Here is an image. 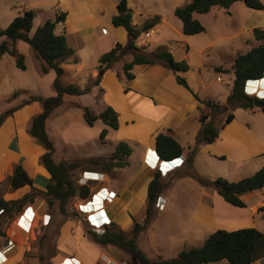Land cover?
<instances>
[{
    "label": "crops",
    "instance_id": "1",
    "mask_svg": "<svg viewBox=\"0 0 264 264\" xmlns=\"http://www.w3.org/2000/svg\"><path fill=\"white\" fill-rule=\"evenodd\" d=\"M119 1L22 0L24 4L18 10L23 12L30 9L31 11L33 9L32 6L50 8L49 10H52V13L44 12L43 17L39 20L38 16L34 13L33 21L41 22L39 26L46 20H53L55 15L53 10L65 13L64 21L58 23L54 29L56 35H63L65 37L66 45L72 52V55L61 64L63 75L60 80L63 85L73 84L83 89L88 86L89 81L95 80L97 77L100 78L98 85L89 86L90 89L87 94L77 97L65 96L61 105L53 109L48 116L46 131L54 148L52 154L53 160L56 163L61 160H68L70 151L72 150H77L78 152L89 150L93 146V140H99L100 131L107 128L100 120H96L92 126H87L82 117L81 106H88L95 115L102 112L107 106L112 107L118 114V129L107 128V134L102 142H106L107 137L112 132L116 136L115 146L119 141H124L130 146L131 154L127 158V165L124 168L116 169L114 172L119 173L128 168L131 161L134 160L137 172L139 174H148L144 191L141 197L138 198V201H141L140 203L144 207L146 204L145 188H147L148 183L157 171L159 165L157 160L160 161L154 149L156 135L158 133H168L171 135L184 149L179 159L185 160L187 153L195 145L197 133L201 127L200 116L207 115L210 111L202 101L210 100L216 102L212 100L213 97L201 93V91L206 90L208 87L206 75L209 70H212L216 74L229 76L231 85L230 87L226 85L229 90L225 93L229 94L233 81V74L230 71L233 60L238 54L245 53L259 44L254 39L253 30L264 29V9L253 10L246 7L241 1H237L227 11L219 7H212L205 14L193 13V17L203 25L204 31L195 35H184L180 20L174 16V10L187 4L190 0H126L127 7L131 10V22L133 25L139 27L146 20L154 16L159 17L158 24L149 30L150 34L147 40L150 43L141 47H146V53H152L157 47L162 46L172 54L175 60L185 61L188 65V70L180 75L186 79L191 90L189 91L187 88L177 84L175 75L160 64L134 65L131 70L133 79L128 84L124 83L127 80L121 70L123 63L119 64L117 70L112 69L111 66V68L106 69L102 73L98 71V59L101 55L113 49L116 44L124 46L128 42L125 29L112 25V18L117 14V4ZM260 1L264 5V0ZM102 30H104V33H102ZM142 36L144 37V34L139 39ZM144 39L142 38L143 41H147ZM6 42L11 44L9 40H6ZM16 42L13 43L14 47L17 45ZM135 45L138 46L137 40L135 41ZM23 49L29 52L26 48ZM32 57L39 62L40 68L42 62L35 57L33 51ZM216 68H219L220 71L217 72ZM49 73L50 70L45 74H41L49 76ZM54 78L55 76L49 78L51 90L48 93L49 95H46L47 97L55 95L53 89ZM217 78L220 77L216 76V82L224 83V79L220 78V81H218ZM3 81L7 83L6 78ZM261 83L262 80L259 82L258 89L254 95L259 92ZM17 88L23 87L17 86ZM12 90L14 91L15 88ZM25 91L30 96L40 99L46 98L38 95V87L36 91L34 89H26ZM192 92L196 93L198 99L193 96ZM87 95L91 96V104L98 106L99 111L93 112L90 107L91 105H83L81 103L83 97ZM24 98L23 104L16 108L13 115L8 119L6 129L0 124V183L7 182L12 175L13 168L16 165H21L25 171L27 168L30 169L31 174L27 171L26 173L31 178L33 187L43 190L49 180V175L40 162V156L44 152V148L29 135L32 120L42 111V103L39 100L25 103L28 99ZM76 112L79 114H75ZM244 113L247 114V111L244 110ZM49 119H54V135L61 141V149L68 151V156L57 154L55 143L48 133ZM97 122H100L103 126H98ZM218 139L219 135L210 144L202 143L196 146V153L193 159V167L196 170L203 173L200 166H203V162L207 156L213 157L215 154L233 152L234 145L231 142V138H227V140L222 141L225 145V151H221L222 153H212L210 147ZM202 145H205L206 148ZM242 149H244L243 146ZM150 151L154 152L156 156L155 160L152 159V155H148ZM56 154L57 160L54 159ZM147 155L151 157V160L146 159ZM105 156L87 155V157ZM181 167L176 168L179 169ZM170 173L171 170L165 176H161L162 183L164 184L159 195L164 201V207L161 211H164L166 204L164 196L165 181L163 180ZM106 186L111 190L110 184ZM13 191V194L18 193L16 190ZM256 191L243 194L241 199L244 201L246 195H251ZM113 192L115 193V189ZM198 194L203 198L209 197L206 200L207 211L198 218L196 214H193L191 219L201 225L215 223L213 224L212 231L207 234L205 239L217 229L229 231L250 227L257 229L254 216L264 218L258 212V208L264 204V199L257 198L252 205L247 207L245 203V206L240 208L226 203L213 189L202 187L198 190ZM23 195L17 194L16 197L10 199L6 196L5 199L3 197L2 199L5 201L17 200ZM135 197V194H133L131 198L125 199L123 208H129L130 201ZM208 219L209 222H206ZM145 232H149V234L145 236ZM141 234L143 241L146 240L151 245L150 252L154 256L162 258L161 249L159 248L160 240L157 234H154V231L151 230V223L137 235V245ZM5 240L6 242L8 241L7 239ZM92 244L97 246L95 243ZM5 245L6 243L2 245V248ZM143 252L148 257L149 254L146 251ZM97 256L99 257V255ZM80 263L87 264L84 261ZM91 264H100L99 258L91 262ZM208 264H227V262L222 260ZM251 264H264V257L255 260Z\"/></svg>",
    "mask_w": 264,
    "mask_h": 264
},
{
    "label": "trees",
    "instance_id": "2",
    "mask_svg": "<svg viewBox=\"0 0 264 264\" xmlns=\"http://www.w3.org/2000/svg\"><path fill=\"white\" fill-rule=\"evenodd\" d=\"M237 1H241L246 7L253 10L264 9V5L260 0H190L187 4L177 7L174 10V16L180 20L184 35H195L203 32L204 27L193 17V13L205 14L212 7H219L227 11ZM33 19V12L26 10L15 16L5 29H0V37H5L11 42V44H8L6 40L0 42V58L8 54L15 58L16 68L25 70L23 56L16 51L13 45L16 41H22L29 45L35 57L43 62L40 67L43 74L49 70H53L55 73L53 80L55 95L44 99L31 96L25 103L34 100H39L42 103V111L32 120L29 135L44 148V152L40 156V162L48 173L49 180L42 193L46 197L49 207H52L56 202L59 213L67 215L69 200L75 196L81 198L87 197L89 188L87 186H78L71 178L70 172L76 167L74 162L61 160L56 163L53 160L52 154L54 148L47 135L46 120L53 109L61 105L65 96L77 97L84 95L89 92L90 88L85 87L80 89L73 84L63 85L61 83L60 78L63 75L61 64L72 55V52L66 45L65 37L63 35H56L54 29L58 23L64 21L65 13L56 11L53 20H46L30 34ZM158 22L159 17L154 16L146 20L139 27L133 25L131 22V10L127 7L126 0H120L117 4V14L112 18V25L125 29L128 42L124 46L116 44L113 49L101 55L98 59V71L100 73L104 72L106 69L111 68V65L121 59L124 54L131 53V60L124 62L121 68L127 81L133 79L131 70L134 65L160 64L175 75L177 84L191 91L186 79L180 75L188 70V65L185 61L175 60L172 54L162 46L157 47L152 53H146L144 47L135 45V41L152 29ZM253 35L259 44L245 53L238 54L234 58L230 68L233 74L232 87L225 103L222 105L210 100L202 101L210 110L213 109L218 113L231 111L235 108L247 110L257 108L254 106V102L257 101L262 103V106L257 109L264 111V99L258 100L255 97L246 95L244 92L246 81L259 80L263 78L264 73V29H254ZM216 71H220L219 68H216ZM99 79L97 77L92 85H98ZM193 96L198 99L196 93H193ZM80 109L87 126H92L96 120H100L107 128L118 129V114L112 107L107 106L97 115L93 114L88 107L81 106ZM208 117V114L200 116L201 127L197 133L195 145L187 153L184 160L190 171L182 172L180 175L189 176L202 187L213 188L226 203L242 208L245 206L241 199L243 194L260 190L264 187V166L252 175L237 181H228L221 177L211 181L192 171L196 146L202 143L210 144L214 142L219 132L213 120ZM232 118L233 115L227 113L224 124L229 123ZM2 119L3 116H0V124ZM107 128L100 131V141H103L105 138ZM154 149L160 161H171L179 158L184 151L179 143L168 133H158L156 135ZM130 154V146L124 141H119L114 151L108 156L91 157L88 161L93 166L99 167L105 175L116 169L124 168L127 165V158ZM89 178L94 177L89 176ZM8 182L12 190H17L24 186H29L33 189V182L21 165H16L13 168ZM163 187L162 177L157 169L147 185L145 216L143 220L141 222L134 221L128 235L110 227L102 231L89 228L91 240L99 246H114L121 249L136 260L138 264H208L222 260H225L227 264H251L255 260L264 257V233L250 227L230 231L217 229L208 235L199 248L182 250L174 259H149L138 247L136 239L137 235L150 224L154 214V204ZM31 197L30 194H27L20 199L10 201L0 198L1 215L5 216L14 209H19V213L23 208L21 205H24L27 200L30 202ZM258 212L264 217V204L258 208ZM0 235H2L1 232Z\"/></svg>",
    "mask_w": 264,
    "mask_h": 264
},
{
    "label": "rangeland",
    "instance_id": "3",
    "mask_svg": "<svg viewBox=\"0 0 264 264\" xmlns=\"http://www.w3.org/2000/svg\"><path fill=\"white\" fill-rule=\"evenodd\" d=\"M23 4L24 2H22V0H0L1 30L5 29L15 16L22 13L18 8L21 7V5L23 6ZM32 8L31 11L38 16V20L43 17L44 12L52 13V10L50 11V8L47 7L32 6ZM53 11L54 13L56 12V10ZM40 23L41 22L36 20L33 21L30 34ZM142 38L145 37L142 36ZM142 38L137 39V45L139 47L150 43L149 40H147L148 38L144 39L147 41H143ZM4 40L7 39L5 37H0V42ZM16 43L17 45L14 48L23 56L25 70L16 68L15 58L10 55L6 54L0 58V116H3L1 126L3 125L2 127L4 129L8 126V119L13 115L14 110L23 104L22 101L25 99L24 97L27 99L31 97L25 90L34 89L36 91L38 87V95L47 97L46 95L51 90L49 78L55 76L53 70H50L49 76L42 75L39 62L32 57L30 47L24 42ZM23 48H26L30 53L26 52ZM144 48L146 49V47ZM130 57L131 53L124 54L121 59L111 65L112 69L117 70L119 64L130 61ZM217 75L225 80L224 83L215 81ZM4 78L7 79V83L3 81ZM206 79L208 87L206 90L201 91V93L213 97L212 100L223 105L228 95L225 93L229 90L226 85L229 87L231 85L229 76L225 74H216L214 71L209 70ZM95 80L89 81L87 87L92 85ZM128 82L129 81H126L124 83L128 84ZM257 85H259V82L252 83L251 87H247V91L254 94ZM17 86L23 88L18 89ZM13 88H15L14 91L12 90ZM256 95L257 97H264V80H262L260 90ZM91 100V96L87 95L83 97L81 103L83 105H91L90 107L93 112L99 111L98 106L91 104ZM246 111L247 114H245L244 110L241 108H235L231 111H225L224 113H218L213 109L209 111V118L213 120L219 130V139L210 147V151L212 153L225 151V145L222 141L227 140V138H231L234 149L232 153L221 152L222 154H215L213 157H208L205 154L207 157H205L203 166H200L203 173L196 170L193 166L191 168L192 171L197 172L211 181L218 177L228 181H237L240 178L252 175L255 171L264 166V112L259 111L257 108L247 109ZM227 113L233 114L234 117L228 126L224 124ZM75 114L79 113L76 112ZM53 124L54 119H49L48 133L55 143L57 154L68 156V151L61 149V141L54 135ZM97 124L98 126H103L100 122H97ZM115 137V133L111 132L106 142H102L100 139L93 140V146H91L89 150L79 152L77 150L70 151L68 161L76 164L74 170L70 172V176L75 183L83 171L101 172L99 167H95L89 163L88 160L91 157H87V155L108 156L114 151L116 143ZM242 146L244 149H242ZM204 148H206V146ZM57 154L54 156L55 160L58 159ZM148 155H152V159H156L153 151H150ZM148 155L146 159L151 160V157ZM157 162L161 163V161L158 160ZM179 162L180 161H177L176 164ZM131 163L128 168L119 173H115L114 170L104 175V183L106 185L110 184L111 190L113 191L115 189L116 193L111 203L105 206L104 212H106V215L112 222L109 227L116 231L123 232L125 235H128L131 231L134 221L138 220L141 222L145 216V206H142L138 198L141 197L144 191L148 174H139L134 166V160H132ZM160 165L162 171H165L163 167L164 164L162 163ZM181 166L182 167L179 169L172 168L171 173L163 180L165 181V209L164 211H158L154 207L153 218L150 222L151 230L154 231V234H157L160 240L159 248L161 249L160 253L162 258L154 256L153 253L150 252L151 245L148 241H143L141 237L142 234L138 238L139 247L149 254L148 258L151 260L174 259L181 250L199 247L207 234L212 231L214 227L213 224H215L212 222L207 225H201L198 224V222L195 223L193 219H191L193 214H196L198 218L201 214L204 215L206 213V200H208L209 197L203 198L199 196L198 190L202 188L201 185L187 175H180L182 172L190 171L187 164L183 163ZM26 171L31 174L29 168H27ZM85 176L96 177L92 174H86ZM93 184L92 182L88 184L89 194L94 187ZM206 188L213 189L211 187ZM145 189L147 190V188ZM44 190L45 188L41 190L36 187H33V189L24 187L23 189H17L16 191L18 193L13 194L14 191L9 187L8 181L0 183V198L3 197L5 199L6 196H8L10 199L16 197L17 194L23 195L25 193L23 196L30 194V196H32L31 201L29 202L27 200L24 205L22 204L21 206L24 207L30 204L40 209V211L47 210L51 216L50 223L47 227L40 223L39 218H35L30 231L28 233H23L16 229L15 224H13L19 209H14L5 216L0 215V232L2 234L0 235V249L2 245L7 243L5 239L12 243L9 249L10 252L4 263L2 262L3 264H59L61 262L65 263L63 260L67 257H72L76 261L82 263L84 261L87 264H91V262L98 260V258L100 260L102 256H107L114 262L123 261L130 264H138L136 260L119 248L114 246H96L92 244L94 242L91 240L89 227L85 225L83 218L74 211L73 204L76 202L77 198H80L79 196H75L69 200L67 215H62L58 211L56 202L52 207H49L46 197L42 193ZM133 194H135L136 197L132 198L130 201L129 208H123L125 199L131 198ZM257 198L264 199V187L251 195H246L243 202L244 204L246 203L248 207L252 205ZM133 214H135V216H133ZM254 219L257 229L264 233V218L254 216ZM206 222H209V219L206 220ZM24 226L26 227L27 225ZM147 234H149V232L146 233L145 236H147ZM97 255H99V257ZM0 258H2V256Z\"/></svg>",
    "mask_w": 264,
    "mask_h": 264
},
{
    "label": "built area",
    "instance_id": "4",
    "mask_svg": "<svg viewBox=\"0 0 264 264\" xmlns=\"http://www.w3.org/2000/svg\"><path fill=\"white\" fill-rule=\"evenodd\" d=\"M102 33H104V30H102ZM150 32L144 33V37L148 38ZM218 81H220V78H217ZM249 81H246V84H249ZM244 92L248 96H257V95H252L247 91V87L244 88ZM261 99H264V97H259ZM179 158L173 159L172 161H169L167 163L172 162L173 164L167 168H165V171H162L161 165L160 164H165V162L161 161L159 163L157 169L160 172L161 176H165L168 171L172 170V168L180 167L183 163L184 160H178ZM177 161H180L179 163L176 164ZM86 174H92L95 175L96 177L94 178H88L85 175ZM104 174L101 172H94V171H83L78 179L76 184L78 186H88L89 183H94L93 184V189L91 190L90 194L85 197V198H77L76 202H74L73 207L74 211L83 218L84 223L91 229L96 230V231H102L105 228H108L111 225V219L106 215L105 211V206L110 204L111 201L115 198L116 194L110 190L104 183ZM94 200L96 199L99 203V206H94L93 209H90L89 211L85 212L84 207L87 204H90L89 200ZM154 207L158 210L161 211L164 207V201L158 197L156 199V202L154 204ZM29 211V212H28ZM0 211V215H1ZM26 216V217H25ZM35 218H39L40 223L47 227L48 224L50 223L51 216L47 212V210L40 211V209L33 207V205H26L25 207L22 208V210L16 215V218L14 220L15 227L23 232V233H28L32 227V224L35 221ZM25 220V221H24ZM24 221V222H23ZM16 222V223H15ZM27 225L26 227L23 225ZM12 243L11 241H7L6 245L0 250V254L3 255L2 258H0V264H3L4 261L7 259V256L9 254V249L11 248ZM1 257V255H0ZM63 261H68L67 264H81L79 261H76L72 257H67ZM3 262V263H2ZM59 264H62L59 263ZM100 264H130L128 262H114L112 259H110L107 256H102L100 259Z\"/></svg>",
    "mask_w": 264,
    "mask_h": 264
},
{
    "label": "bare ground",
    "instance_id": "5",
    "mask_svg": "<svg viewBox=\"0 0 264 264\" xmlns=\"http://www.w3.org/2000/svg\"><path fill=\"white\" fill-rule=\"evenodd\" d=\"M252 83H257V82H250L249 83V85L247 86V87H251V84ZM258 89V85L256 86V90ZM256 90H255V92H256ZM249 92V91H248ZM255 92H254V94H255ZM250 93V92H249ZM250 94H252V93H250ZM254 94H252V95H254ZM89 178V177H88ZM90 202V204H87L83 209H84V211L85 212H87V211H89L90 209H93V207L94 206H99V203H97L98 201L96 200V199H94V200H89ZM2 257H3V255L2 254H0ZM62 264H67L66 262L65 263H62Z\"/></svg>",
    "mask_w": 264,
    "mask_h": 264
},
{
    "label": "water",
    "instance_id": "6",
    "mask_svg": "<svg viewBox=\"0 0 264 264\" xmlns=\"http://www.w3.org/2000/svg\"><path fill=\"white\" fill-rule=\"evenodd\" d=\"M264 79V73H263V78H261V79H259V80H248L249 82H260L261 80H263ZM249 84H246L245 83V85H244V88L245 87H247ZM256 99H258V100H260L261 98H259V97H255ZM254 106L255 107H257V108H260L261 106H262V103L261 102H257V101H255L254 102ZM172 161V160H171ZM163 162H165V164L163 165V167L164 168H167V167H169V166H171L173 163L172 162H170V163H167V162H169V161H163ZM214 185H215V183H214Z\"/></svg>",
    "mask_w": 264,
    "mask_h": 264
},
{
    "label": "clouds",
    "instance_id": "7",
    "mask_svg": "<svg viewBox=\"0 0 264 264\" xmlns=\"http://www.w3.org/2000/svg\"><path fill=\"white\" fill-rule=\"evenodd\" d=\"M254 97H256V96H254Z\"/></svg>",
    "mask_w": 264,
    "mask_h": 264
}]
</instances>
